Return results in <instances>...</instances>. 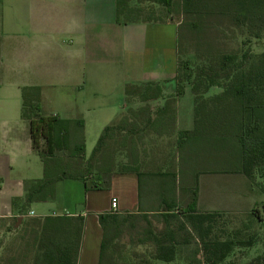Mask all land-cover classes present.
Returning a JSON list of instances; mask_svg holds the SVG:
<instances>
[{
	"label": "trees",
	"instance_id": "obj_1",
	"mask_svg": "<svg viewBox=\"0 0 264 264\" xmlns=\"http://www.w3.org/2000/svg\"><path fill=\"white\" fill-rule=\"evenodd\" d=\"M136 1L163 7L167 20L150 14L141 18L143 11L131 6V0H115L116 22L160 24L171 20L175 12L181 19L177 61L184 34H204L210 19L226 20L246 40L229 53L212 49L198 52L207 67L191 68L187 62H177L176 88L171 96L163 95L156 83L127 84L125 102L140 107L128 108L116 122L107 125L88 159L84 158L83 121L43 115L41 89L21 88L20 116L29 125L31 147L42 164V177L25 184L23 199L12 200L21 220L0 219L6 235L19 229L15 241L21 249L19 256L7 254L3 264H15L16 260L21 264H76L80 238L65 231L82 227L84 220L67 216L29 218L27 210L32 204L53 199L60 181H79L85 192L105 191L111 177L120 174H134L139 185L143 179L154 183L157 205L148 211L139 205L137 213L98 215L102 231L99 264H264V251L246 258L260 241L255 232L249 231L263 222L259 210L227 215L199 212L195 186L189 189L186 206L181 207L177 200L178 170L174 169L179 155L193 144L208 158L222 160L224 174L242 175L251 191L264 195V52L253 53L249 47L251 40L264 39V0ZM186 87L193 95L194 129L176 133L163 155L147 137L158 131L156 125L173 132L174 104ZM211 87H219L222 92L206 97ZM158 100H163L162 106L153 108L150 103ZM208 168L206 173L215 170ZM195 173L194 182L199 173L205 172ZM18 202L22 205L16 209ZM230 217L243 219L237 227L227 228L226 219ZM234 221L230 219L228 225Z\"/></svg>",
	"mask_w": 264,
	"mask_h": 264
},
{
	"label": "crops",
	"instance_id": "obj_2",
	"mask_svg": "<svg viewBox=\"0 0 264 264\" xmlns=\"http://www.w3.org/2000/svg\"><path fill=\"white\" fill-rule=\"evenodd\" d=\"M0 61V219L15 218L18 223L21 218L12 200L23 199L25 184L42 177L29 125L20 116V89H41L40 109L45 116L81 119L84 130L90 114L107 116L109 124L128 108L140 107L125 102L127 84L156 83L163 95L174 94L177 27L170 21L117 23L115 0H0ZM181 96L174 104L173 132L156 125L158 131L150 135L163 155L176 133L194 129V109L185 118ZM162 104L163 100L150 103L153 108ZM184 154L194 158L193 171L202 161L205 168L215 169L199 173L195 182V172L191 173L193 183L186 193L195 186L199 212L242 213L257 205L253 203L257 191H251L240 174H226L238 185L221 190L222 160L208 158L193 144ZM237 176L246 180L247 187L243 189L244 180ZM156 189L148 179L139 185L134 174L113 175L105 191L85 192L81 182L64 180L56 183L53 199L30 205L26 215L82 218V227L66 229L68 236L80 238L76 264H99L102 231L98 215L110 211L111 199L117 201V213H137L139 205L143 211L152 210L157 205ZM246 258L250 259L249 254Z\"/></svg>",
	"mask_w": 264,
	"mask_h": 264
},
{
	"label": "rangeland",
	"instance_id": "obj_3",
	"mask_svg": "<svg viewBox=\"0 0 264 264\" xmlns=\"http://www.w3.org/2000/svg\"><path fill=\"white\" fill-rule=\"evenodd\" d=\"M142 1V0H141ZM143 2V1H142ZM131 6H135L138 8H141L143 11L140 16L141 18L147 17L152 15L155 19H161L162 20H167L166 17H164V9L161 6L155 5V4H148V3H137L136 0H131L130 2ZM173 24L178 27L180 25L181 19L178 14L174 12L171 16V20H169ZM168 21V22H169ZM214 19H210L209 22L206 24V29L204 34L200 35H194V34H189L185 33L184 36L181 38L180 42V49H181V55L178 57V63L180 62H187L188 66L191 68H195L197 65H204L208 66L209 64L206 62L205 59L200 57V54L198 52L207 50V49H212L216 50L219 52L223 53H229L234 50H237L240 47V42H243L246 40L245 35H241V33L237 30H235L232 26L230 27L228 22L226 20H217L215 21ZM208 40V41H206ZM251 51L253 53H261L264 52V39L261 41H250L249 45ZM103 89H107V86H103ZM222 92V89L219 87H211L209 88L208 92L206 93V97L218 95ZM180 107L181 111L184 115L185 118H187V113L190 112L192 113L194 109V104H193V95L192 91L189 87H186L184 90V94L180 98ZM119 114L115 116L112 120V122H116L119 119ZM109 123V124H110ZM107 124V116L104 115H95V114H90L87 116L86 119V126L85 130L83 132V137H84V158L88 159L92 152L93 149L95 148L96 142L103 131V129L109 125ZM150 142H153L150 136L148 137ZM173 140H171L172 142ZM146 147H149V142L145 141ZM187 154H180L178 158V164L177 166H174L175 170H178V183H177V200L178 204L181 207L186 206V203L189 201V193L184 191L185 188H188L189 186L192 187V176L191 173L193 172H205L208 171L209 168H205L203 161L201 162L200 168H197L196 171H193V167L195 166L193 163V160L189 158ZM36 160L38 161L39 168L42 170V164L40 163V160L38 157H36ZM208 176V175H206ZM220 177V180H223L224 182V187L221 189L222 191H230L231 187H237V183L233 176H227L222 175L218 176ZM243 178L241 176H237L236 178ZM215 180V179H212ZM244 183L242 185L243 189L247 187L246 180L243 178ZM242 188L239 190H243ZM253 203H257V205L254 208H257L259 210V215L263 219L262 223L255 224L249 231L250 232H255L259 238L260 241L259 243L254 246L252 249L249 251V257H254L259 255L264 251V195L257 193L256 195L253 196ZM226 207V205H225ZM252 211V210H251ZM226 215L227 213L224 212ZM249 212H242L241 214H247ZM235 220L232 225H228L229 221ZM242 217H235L233 218H228L226 219V227L227 228H232L234 226H238L239 222L242 220ZM2 224L0 223V264H3V258L5 256H17L18 253L20 254V246L19 242L15 241V238L17 236L18 230L16 229L15 231H11L9 235L5 234V229L6 227H2ZM13 225V223H11ZM234 225V226H233ZM65 234L68 235V232L65 231ZM127 238L123 239V242H125ZM8 254V255H7ZM19 256V255H18ZM15 264H21L16 260ZM26 264V263H22Z\"/></svg>",
	"mask_w": 264,
	"mask_h": 264
},
{
	"label": "built area",
	"instance_id": "obj_4",
	"mask_svg": "<svg viewBox=\"0 0 264 264\" xmlns=\"http://www.w3.org/2000/svg\"><path fill=\"white\" fill-rule=\"evenodd\" d=\"M116 210H117V201L115 199H111V202H110V211L109 212L115 213Z\"/></svg>",
	"mask_w": 264,
	"mask_h": 264
}]
</instances>
